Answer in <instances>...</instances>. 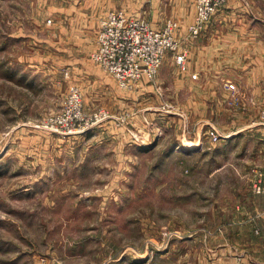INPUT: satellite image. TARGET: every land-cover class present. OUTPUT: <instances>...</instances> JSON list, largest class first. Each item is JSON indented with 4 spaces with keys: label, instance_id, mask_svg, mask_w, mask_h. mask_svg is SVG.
I'll return each mask as SVG.
<instances>
[{
    "label": "rangeland",
    "instance_id": "obj_1",
    "mask_svg": "<svg viewBox=\"0 0 264 264\" xmlns=\"http://www.w3.org/2000/svg\"><path fill=\"white\" fill-rule=\"evenodd\" d=\"M210 1L0 0V264H264V0ZM117 9L173 38L128 86Z\"/></svg>",
    "mask_w": 264,
    "mask_h": 264
},
{
    "label": "built area",
    "instance_id": "obj_2",
    "mask_svg": "<svg viewBox=\"0 0 264 264\" xmlns=\"http://www.w3.org/2000/svg\"><path fill=\"white\" fill-rule=\"evenodd\" d=\"M202 16L211 11L210 0H200ZM170 34L155 30L144 19L124 9L111 10L102 22L96 58L128 86L144 74L153 75L161 64L167 47L173 44ZM77 103L79 96L74 92ZM264 194V173L255 183Z\"/></svg>",
    "mask_w": 264,
    "mask_h": 264
}]
</instances>
